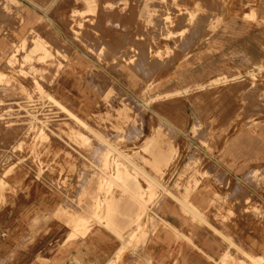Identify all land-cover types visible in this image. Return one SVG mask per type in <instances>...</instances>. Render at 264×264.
Instances as JSON below:
<instances>
[{"label": "rangeland", "instance_id": "1", "mask_svg": "<svg viewBox=\"0 0 264 264\" xmlns=\"http://www.w3.org/2000/svg\"><path fill=\"white\" fill-rule=\"evenodd\" d=\"M262 1L5 0V12L12 13V7L20 12L19 30L5 33L10 45L0 57V108L7 112L0 126L3 133L17 132L19 141L6 144L3 166L19 157L21 163L34 164L36 177L67 194L80 218L73 236L100 225L127 241L111 264H132L131 252L138 254L137 264H151L141 257L143 246L160 225L162 204L177 201L142 180L143 209L117 186L100 184L99 168L109 162L104 169L112 172L114 154L87 126L148 170L158 171L151 161L165 158L156 173L160 181L189 198L215 169L208 140L196 128L190 134L176 130L157 113V105L168 93L186 99L195 89L185 86L193 61L205 52H219L213 37L223 24L256 20ZM246 75L256 100L242 118L258 122L264 120V64ZM238 78L219 74L206 86ZM31 111L37 117L33 126ZM217 177L218 191L204 213L214 217L227 249L213 264H257L250 256L264 264V172L240 180L221 173ZM91 193L100 206L88 214Z\"/></svg>", "mask_w": 264, "mask_h": 264}, {"label": "crops", "instance_id": "2", "mask_svg": "<svg viewBox=\"0 0 264 264\" xmlns=\"http://www.w3.org/2000/svg\"><path fill=\"white\" fill-rule=\"evenodd\" d=\"M4 2L0 0V57L10 45L5 33L19 30L20 9L12 7L13 12L7 13ZM218 31L213 42L218 44L219 52L199 55L185 79V86L195 89L186 99L171 98L168 93L156 108L179 132L190 134L196 128L208 140L215 169L211 168V176L204 178L189 198L184 199L201 211L211 226L185 212L180 204L166 201L162 204L160 225L142 249L141 257L151 264H213L227 249L214 217L204 213L205 208L212 206L218 191L217 174L240 180L264 172V120L253 122L242 118L256 100L246 74L264 64V0L256 20L225 23ZM219 74L239 78L214 87L206 86ZM15 141H19L18 133H3L0 126V159L6 144ZM12 146L10 152L18 157ZM20 160L18 157V162L7 166L0 160V264H111L115 261L127 241L100 225H93L84 235L73 236L74 225L80 218L77 219L73 207L68 205L67 194L43 176L36 177L34 164ZM82 189L81 186L80 192ZM137 257V253L131 252L128 260L132 264L141 263Z\"/></svg>", "mask_w": 264, "mask_h": 264}, {"label": "bare ground", "instance_id": "3", "mask_svg": "<svg viewBox=\"0 0 264 264\" xmlns=\"http://www.w3.org/2000/svg\"><path fill=\"white\" fill-rule=\"evenodd\" d=\"M51 5H50V7H51ZM37 84L39 85V83H37ZM49 100H51V102H53L55 104L57 103V100L52 99L51 97H49ZM0 105H3V104L0 102ZM2 109L3 108H0V110H2ZM3 110L1 111L2 113L0 114V121L6 120L5 113H7V112L4 113ZM7 110L11 111V107H9ZM28 113H29L28 117H29V120H30V125H32V126H33V124L36 125L37 124V122H36V120H37L36 114L33 111L28 112ZM6 123H7V126H12L13 125V123L10 125L11 122H6ZM18 124L20 125V123H18ZM41 124H44L42 126L43 129H44L46 127V124L44 122H42ZM17 127H20V126H17ZM28 127H31V126H28ZM87 128H88L89 132H91L94 136L97 137L98 140L102 141L105 144L104 145V150H106L107 152H113V154H114L113 155V171L112 172H108L107 170L104 169V168L107 167L109 162H107V163L105 162L104 167L102 166V167L99 168V173L98 174L100 175V178H101L100 179V184H107V185L110 184L112 186H117V188L119 190H121L123 193H126L130 198L135 200L138 203V205H140L144 209V208L147 207V204H146V202L144 200V196H143L144 193H145V190L143 189V185L141 183V181L143 180V181H145L147 183V185L149 187L155 186V187H158L160 189H163V191H165L166 194L169 195V197L171 196L172 198H174V200L177 201L178 205L180 204L181 207L183 208V210L185 212L191 214L195 219L200 220V221L205 222V223H208L207 219L204 217V215H203V213L201 211H199L198 209H196L193 206L189 205L187 203V201H185L184 197H180L177 194H175L174 192L166 189V187L160 181V179H159L160 176L158 174H156V173L162 170L163 166L165 165V158L164 159H160L161 161L160 160H156V159L154 161H151L152 162L151 165L153 166V168L154 169H158V171L153 172L151 170H148L146 168L145 164L142 163V161H140L139 159L134 158L133 156L125 153L123 150H121L118 147L114 146L109 140H107V139H105L103 137L102 133L98 132L97 130H95L94 128H92L90 126H87ZM43 134H44V131L42 130L41 131V135H43ZM67 146H68V144H67ZM66 164L67 163H65V165ZM90 185L91 184L89 183V186ZM88 196H90V204H89V206H91V207L87 211V213L88 214L89 213L92 214L94 212V211L91 210V209H93L92 207H99L100 206V202L94 200V198H95L94 193H91ZM105 198L106 197H104V200L106 201ZM109 203L108 204L110 206H112V205L115 206L116 205V201H113V200H109ZM128 205H129V202L125 203V206L128 207ZM142 210H140L138 212V219H139V216L143 214ZM214 230H216V229L214 228ZM230 243H232V242H230ZM239 249L244 254L248 255L243 249H241V248H239ZM250 257H251V259H253L252 260L253 262H255L257 264H261L259 261L254 260V258L252 256H250ZM104 258H106V257H104Z\"/></svg>", "mask_w": 264, "mask_h": 264}]
</instances>
